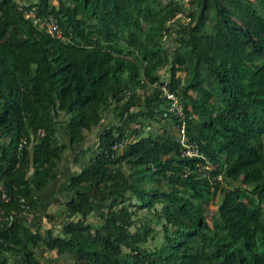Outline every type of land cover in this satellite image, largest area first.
Wrapping results in <instances>:
<instances>
[{
	"label": "trees",
	"instance_id": "trees-1",
	"mask_svg": "<svg viewBox=\"0 0 264 264\" xmlns=\"http://www.w3.org/2000/svg\"><path fill=\"white\" fill-rule=\"evenodd\" d=\"M19 1L0 0V264H264V0ZM67 147L63 218L40 229L26 214Z\"/></svg>",
	"mask_w": 264,
	"mask_h": 264
},
{
	"label": "rangeland",
	"instance_id": "rangeland-1",
	"mask_svg": "<svg viewBox=\"0 0 264 264\" xmlns=\"http://www.w3.org/2000/svg\"><path fill=\"white\" fill-rule=\"evenodd\" d=\"M180 3L184 7H188L189 3L187 0H179ZM181 15V14H180ZM182 18L185 19L186 16L182 15ZM174 32V29L171 30V35ZM171 35L167 36L165 38V42L167 45H171ZM161 72L163 73V78L166 75V69L165 67L160 68ZM178 73L182 74L183 71L177 70ZM112 118L110 117V114H106L104 117H102V122L99 127L103 125V123L106 121H111ZM93 125L90 129H88L85 132V136L81 141V144L83 146H91L93 147L95 144V133L97 130V127ZM147 127H151L153 129H159L160 126L156 124L155 121H153L151 124H145L144 128L147 129ZM176 127V123L175 126ZM144 130H141L143 132ZM87 152H85L83 155L80 156V158H84L86 156ZM72 150L71 148L67 147L63 155L60 159V168L61 172L58 174L57 178L51 181L48 185L47 191L42 192L40 195L41 201L38 202L36 209L33 212H27L26 219H32L31 222L36 223L39 225L40 229H45L46 227H49L51 230L56 231L59 227L60 221L63 218L61 208L63 207L62 198L61 195V182L64 181L67 174H69L72 170L78 168L77 162L73 161L71 159ZM48 193V196L52 193V195H55L54 197L50 198V201L46 203L45 195ZM220 196V192H216L212 197H209V201L205 204V216L208 219L209 213L213 208L215 207V204ZM54 198V199H53ZM52 199V200H51ZM46 212H52L51 216H48ZM89 219H94L93 214L88 215ZM159 224H156V230L154 236H149L144 242L148 245L154 244L159 240L160 237V230H159ZM41 261L44 264H69V259L66 254H56L53 249H47L43 251L41 254ZM8 264H17V262H14L12 260H8Z\"/></svg>",
	"mask_w": 264,
	"mask_h": 264
},
{
	"label": "built area",
	"instance_id": "built-area-1",
	"mask_svg": "<svg viewBox=\"0 0 264 264\" xmlns=\"http://www.w3.org/2000/svg\"><path fill=\"white\" fill-rule=\"evenodd\" d=\"M19 2H21V0ZM33 8H34L33 6L24 8L23 14L33 15L32 16L33 20H36L37 16L33 14ZM43 26L45 30L48 31L50 34L57 35V36L60 35V29L57 26L55 18L51 14H48L45 16L43 20ZM159 90L166 97L165 109L177 115L178 121H176V136L181 144V152L184 154H188V155L198 154L199 152H198L195 142L187 139L184 134L183 111H182L181 104L178 100L176 93L166 86L165 79H163L159 83ZM216 176H219V175L217 174ZM0 195L4 199L7 198L8 196L2 189H1ZM7 215L10 216V213H8ZM7 215L3 214V209L0 207V218L5 217Z\"/></svg>",
	"mask_w": 264,
	"mask_h": 264
},
{
	"label": "crops",
	"instance_id": "crops-1",
	"mask_svg": "<svg viewBox=\"0 0 264 264\" xmlns=\"http://www.w3.org/2000/svg\"><path fill=\"white\" fill-rule=\"evenodd\" d=\"M49 185V184H48ZM48 185L45 187V189L42 191V192H45V191H47V192H49L48 190H47V188H48ZM42 192L41 193H39V201H41V198H40V195L42 194ZM55 195H52V193L48 196V193H46L45 195H43V197H45V201H46V203L47 202H49L50 201V198L51 197H54ZM54 199V198H53ZM52 200V199H51ZM29 222H31L32 221V219H27ZM18 264V263H17Z\"/></svg>",
	"mask_w": 264,
	"mask_h": 264
}]
</instances>
